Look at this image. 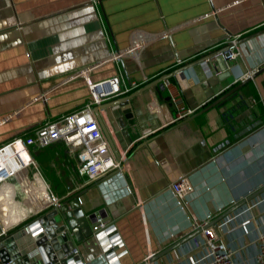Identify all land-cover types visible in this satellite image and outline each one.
Masks as SVG:
<instances>
[{
    "label": "crops",
    "instance_id": "obj_1",
    "mask_svg": "<svg viewBox=\"0 0 264 264\" xmlns=\"http://www.w3.org/2000/svg\"><path fill=\"white\" fill-rule=\"evenodd\" d=\"M133 31L147 42L112 60ZM237 34L239 54L227 77L212 59L196 63ZM182 67L167 85L97 108L123 156L120 171L86 183L76 173L79 148L61 139L30 146L32 164L0 183V231L35 219L43 200L60 202L72 190L84 213L107 221L110 244L103 253L90 236L74 255L85 264H140L191 232L192 221L208 214L211 222L264 186V0H0V145L81 110L87 82L120 73L121 88L137 85L102 101L109 102ZM252 69L233 96L210 106ZM77 70L83 73L69 78ZM170 96L193 114L174 122ZM180 176L191 186L182 204L168 189ZM221 222L220 240L236 264H246L264 233V192ZM198 237L147 264L193 262ZM17 242L27 246L24 237Z\"/></svg>",
    "mask_w": 264,
    "mask_h": 264
},
{
    "label": "built area",
    "instance_id": "obj_2",
    "mask_svg": "<svg viewBox=\"0 0 264 264\" xmlns=\"http://www.w3.org/2000/svg\"><path fill=\"white\" fill-rule=\"evenodd\" d=\"M147 36L148 38L152 37L150 35ZM141 37L142 34L133 31L129 46L124 51L115 54L111 53V59L116 60L122 54L134 52L137 48H141L147 42L146 39L144 41ZM239 37V34H237L225 39L222 47L223 50L220 52V56L223 59L233 61L238 56ZM200 63H203V61ZM254 71L255 69L250 70L241 79L250 77ZM82 73V70H77L69 78L81 75ZM163 80L164 85H167V80ZM121 83L123 81L120 73L98 82H87L90 97L81 110L68 114L59 121L44 122L32 134L16 136L9 142L0 145V183L9 180L12 176H17L25 167L32 164L29 154L30 146L37 145L42 147L59 139L79 148L76 173L78 176L84 177L86 183L96 181L109 172L120 171L123 156L122 158L114 156L107 140L103 136L100 126L94 118L92 107L105 99L127 93L137 86L134 82H129L121 88ZM170 101L176 109L174 122L185 119L193 114L195 110L194 108H184L180 105L178 99L172 96H170ZM168 189L177 202L182 204L185 196L190 193L191 186L186 176H180L168 184ZM70 192L72 190H68L67 194ZM45 195H47L46 191ZM34 201L40 203L38 198H35ZM40 204L39 209L36 210L42 211L51 206L58 205L59 201L53 197H48V200H43ZM209 221L210 215L207 214L202 220L191 222V231L196 228L202 229L198 233L199 237L197 240L200 253L193 262L188 264H236L233 250L228 248L219 238V230H221L223 222L206 226ZM107 226V221L103 217H94L91 233L98 240L103 253H105L104 249H109L110 247V244H107L103 239L106 238L105 231L107 230ZM4 234L5 232L0 231V237ZM1 246L2 243L0 241ZM246 264H264V233H259L255 237V253L253 258Z\"/></svg>",
    "mask_w": 264,
    "mask_h": 264
},
{
    "label": "water",
    "instance_id": "obj_3",
    "mask_svg": "<svg viewBox=\"0 0 264 264\" xmlns=\"http://www.w3.org/2000/svg\"><path fill=\"white\" fill-rule=\"evenodd\" d=\"M222 50L223 48L212 51L203 56L200 60H197L196 63L212 59L216 64V71L218 70V73L221 74L223 78L224 76L227 77L229 75L227 69L232 65V61L223 59L220 56V52ZM188 65H186V67ZM183 68L184 67L174 70L171 74L162 75L156 79L155 82L142 86L138 90L130 92L125 96L115 98L109 102H101L92 107L93 113H95L97 120L100 122L103 136L107 140L109 148L114 153L115 157H118L117 152L104 125L97 116V108H105L114 103L124 105L126 100H129L131 97L143 91L150 85L161 82L169 75L181 71ZM255 73L257 72H253L250 77H253ZM250 77L241 80L237 85L224 92L216 98L210 106L219 105L226 99L233 96L237 88L248 81ZM262 192H264V186L224 210L216 219L209 222L206 226L212 225L216 221L223 219L237 207L244 205L246 202ZM79 196L80 192H70L65 196V198L60 200L58 205L49 207L35 219L1 236L0 241L2 246L0 247V264H85L81 255L76 257L74 253L76 251L78 252V248L76 246L77 243H80L92 236L91 227L94 220V214L84 213L78 201ZM201 229L202 228L194 229L170 244V246L151 256L148 261L141 262L140 264H147V262L156 260L162 255L168 253L170 250L178 247L192 236L198 234ZM23 237L27 242V246H21L17 242L18 240L20 241L21 238L23 239ZM64 245H66V247H64ZM108 250L109 249H104V252L106 253Z\"/></svg>",
    "mask_w": 264,
    "mask_h": 264
},
{
    "label": "trees",
    "instance_id": "obj_4",
    "mask_svg": "<svg viewBox=\"0 0 264 264\" xmlns=\"http://www.w3.org/2000/svg\"><path fill=\"white\" fill-rule=\"evenodd\" d=\"M25 223H27V222H25ZM25 223H22V225L25 224ZM20 226H21V225H19L18 227H20Z\"/></svg>",
    "mask_w": 264,
    "mask_h": 264
}]
</instances>
